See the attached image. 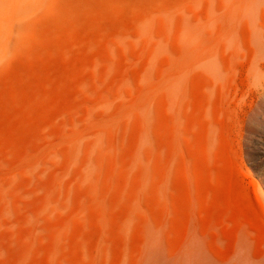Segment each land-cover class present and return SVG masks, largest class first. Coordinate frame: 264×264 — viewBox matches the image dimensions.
I'll return each instance as SVG.
<instances>
[{
	"label": "rangeland",
	"instance_id": "obj_1",
	"mask_svg": "<svg viewBox=\"0 0 264 264\" xmlns=\"http://www.w3.org/2000/svg\"><path fill=\"white\" fill-rule=\"evenodd\" d=\"M248 1L0 0V264H264Z\"/></svg>",
	"mask_w": 264,
	"mask_h": 264
},
{
	"label": "bare ground",
	"instance_id": "obj_2",
	"mask_svg": "<svg viewBox=\"0 0 264 264\" xmlns=\"http://www.w3.org/2000/svg\"><path fill=\"white\" fill-rule=\"evenodd\" d=\"M253 1L249 0L247 6H252ZM261 60H264V54L253 55L249 59V71L251 72L249 85L253 87L255 96L254 102L248 111V122L253 121L254 118H260V121L264 123V78L261 72L262 66L258 63ZM193 63L195 72L202 77L205 83L204 91L207 101L204 115L206 121V147L208 152H210L216 143L217 128L213 119V113H215L214 102L224 84V61L217 52L209 50L195 53ZM261 122L259 123L261 124Z\"/></svg>",
	"mask_w": 264,
	"mask_h": 264
}]
</instances>
